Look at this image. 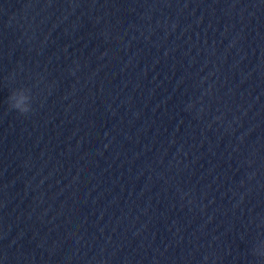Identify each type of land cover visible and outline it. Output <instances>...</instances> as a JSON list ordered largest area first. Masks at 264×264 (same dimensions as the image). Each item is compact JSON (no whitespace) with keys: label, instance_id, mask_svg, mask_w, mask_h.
I'll return each instance as SVG.
<instances>
[{"label":"water","instance_id":"water-1","mask_svg":"<svg viewBox=\"0 0 264 264\" xmlns=\"http://www.w3.org/2000/svg\"><path fill=\"white\" fill-rule=\"evenodd\" d=\"M259 240L264 0H0V264H264Z\"/></svg>","mask_w":264,"mask_h":264},{"label":"clouds","instance_id":"clouds-1","mask_svg":"<svg viewBox=\"0 0 264 264\" xmlns=\"http://www.w3.org/2000/svg\"><path fill=\"white\" fill-rule=\"evenodd\" d=\"M7 99L9 109L16 111L21 116H27L33 111V96L30 89H17L13 91ZM251 254L258 262H264V240H259L257 242ZM205 260H207V257H205Z\"/></svg>","mask_w":264,"mask_h":264}]
</instances>
